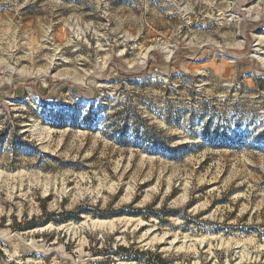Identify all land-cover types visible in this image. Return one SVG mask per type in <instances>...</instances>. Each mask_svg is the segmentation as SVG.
Masks as SVG:
<instances>
[{"label": "rangeland", "instance_id": "rangeland-1", "mask_svg": "<svg viewBox=\"0 0 264 264\" xmlns=\"http://www.w3.org/2000/svg\"><path fill=\"white\" fill-rule=\"evenodd\" d=\"M258 35L264 0H0V264H264Z\"/></svg>", "mask_w": 264, "mask_h": 264}, {"label": "trees", "instance_id": "trees-1", "mask_svg": "<svg viewBox=\"0 0 264 264\" xmlns=\"http://www.w3.org/2000/svg\"><path fill=\"white\" fill-rule=\"evenodd\" d=\"M154 215H157V217L162 219V217L159 216L158 214H154ZM54 221H57V220L54 219ZM186 223L187 225H190L191 223H195V222H193V220L191 219H188L186 220ZM34 226L35 224L29 225V227H34ZM119 249H122L125 251V254H123L122 257L128 260H135L138 262L144 261L147 264H164L165 263V259H163L160 254L154 255L151 251H143V250L136 249V248H126L123 246H120Z\"/></svg>", "mask_w": 264, "mask_h": 264}, {"label": "bare ground", "instance_id": "bare-ground-1", "mask_svg": "<svg viewBox=\"0 0 264 264\" xmlns=\"http://www.w3.org/2000/svg\"><path fill=\"white\" fill-rule=\"evenodd\" d=\"M231 16V15H230ZM255 44L253 46V51L250 53L251 59L258 60L264 66V36L258 35L254 38ZM250 51V50H249ZM232 60L236 57L234 55H228ZM147 57V54L144 55V59ZM94 227L103 228L106 226H110L113 224V221H105V220H94L92 222ZM112 226V225H111Z\"/></svg>", "mask_w": 264, "mask_h": 264}]
</instances>
